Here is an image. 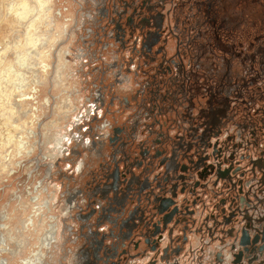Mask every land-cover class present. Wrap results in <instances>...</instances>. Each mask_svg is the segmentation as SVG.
Instances as JSON below:
<instances>
[{
    "label": "flooded vegetation",
    "instance_id": "flooded-vegetation-1",
    "mask_svg": "<svg viewBox=\"0 0 264 264\" xmlns=\"http://www.w3.org/2000/svg\"><path fill=\"white\" fill-rule=\"evenodd\" d=\"M109 1L117 92L83 127L100 121L72 262L230 264L231 223L264 218V3L252 35L259 0Z\"/></svg>",
    "mask_w": 264,
    "mask_h": 264
},
{
    "label": "rangeland",
    "instance_id": "rangeland-1",
    "mask_svg": "<svg viewBox=\"0 0 264 264\" xmlns=\"http://www.w3.org/2000/svg\"><path fill=\"white\" fill-rule=\"evenodd\" d=\"M104 8L109 0H0V264H74L83 198L71 197L83 193L100 121L83 127L117 92Z\"/></svg>",
    "mask_w": 264,
    "mask_h": 264
},
{
    "label": "water",
    "instance_id": "water-1",
    "mask_svg": "<svg viewBox=\"0 0 264 264\" xmlns=\"http://www.w3.org/2000/svg\"><path fill=\"white\" fill-rule=\"evenodd\" d=\"M255 165L256 163L252 166L253 170L256 167ZM258 169H261V167L259 166ZM216 176L220 179H224L228 176V170L220 171L217 167ZM158 211L161 212V210ZM167 216L169 217L170 214ZM253 217L254 216L250 217L249 215H240L241 220L238 221L236 219L234 222L231 223L238 224L240 227L237 236L233 239V246H231V249L237 247L239 250L238 252L232 255L234 260L231 261L230 264H243V260L245 261V264H255L258 262L259 257H261L262 252H264V218L259 219ZM216 224L218 227L228 225L227 222H217ZM253 224H261L262 227L260 229H255L253 228ZM251 229L254 230V233L252 235H250L248 232ZM258 244H261V248L258 247ZM172 255L173 253H171L170 256ZM170 256L166 257L165 259L167 261V264H178L177 261L169 262ZM175 256L177 255L175 254ZM261 264H263V262Z\"/></svg>",
    "mask_w": 264,
    "mask_h": 264
},
{
    "label": "crops",
    "instance_id": "crops-1",
    "mask_svg": "<svg viewBox=\"0 0 264 264\" xmlns=\"http://www.w3.org/2000/svg\"><path fill=\"white\" fill-rule=\"evenodd\" d=\"M200 24H201L203 30H205L208 27V25H204L203 22H201ZM185 264H191V261L186 260Z\"/></svg>",
    "mask_w": 264,
    "mask_h": 264
}]
</instances>
